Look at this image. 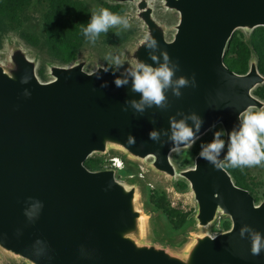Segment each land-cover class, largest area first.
I'll return each mask as SVG.
<instances>
[{"label":"water","instance_id":"water-1","mask_svg":"<svg viewBox=\"0 0 264 264\" xmlns=\"http://www.w3.org/2000/svg\"><path fill=\"white\" fill-rule=\"evenodd\" d=\"M87 2L95 8L94 0ZM106 2L130 5L125 17L142 28L121 57L124 66L132 67L137 58L153 63L142 46L150 33L179 64L176 75H194L196 86L182 88L179 98L169 90L166 110L122 111L126 100L139 95L130 91V82L116 87L119 72L90 76L103 67L99 64L85 72L92 54L70 65L55 64L5 38L0 54V264L6 258L22 264H264V251L252 255L250 240L239 235L249 225L264 236V201L256 205L224 168L198 157L201 150L193 167L180 170L170 157L190 147H174L163 136V145L149 139L153 129L169 130V116L178 111L203 119L197 133L202 138L218 126L231 131L249 106L264 108L252 94L264 84L255 56L245 74L224 63L236 31L249 37L264 28V0ZM159 11L167 16H157ZM39 64L47 69V82L38 79ZM24 77L28 82L22 84ZM105 81L107 87L101 88ZM129 135L135 144H128ZM110 155L188 184L197 233L180 251L146 240L147 215L139 206L137 182L117 180L112 168L90 171L85 165L89 157ZM30 197L43 204L32 222L24 215ZM219 218L229 219L230 228L213 236L208 230Z\"/></svg>","mask_w":264,"mask_h":264},{"label":"rangeland","instance_id":"rangeland-1","mask_svg":"<svg viewBox=\"0 0 264 264\" xmlns=\"http://www.w3.org/2000/svg\"><path fill=\"white\" fill-rule=\"evenodd\" d=\"M94 6L87 0H30L24 13L17 23L6 22L8 26L6 34H0V54L5 51L4 39L13 38L20 41L32 51L38 52L43 61H50L62 65H70L74 61H63L61 58L67 56L70 51L76 53V59L86 54H92L95 59L84 69L91 72L99 64L108 67L109 62L105 59L109 54L122 57L129 43L142 32L138 25L130 24L129 29L113 27L104 34L101 33L95 43L90 42L82 33V26H87L93 11L101 7L122 17L131 12L130 5H110L106 0H94ZM63 7V12L59 13ZM48 10L55 11V21L52 22L46 15ZM77 10L82 15V20H75L70 13ZM157 16H167L165 12H157ZM174 22L177 21L175 14L168 15ZM75 18V19H74ZM264 28L254 30L249 37L243 31L238 30L233 36L230 47L225 55V65L236 74H245L248 71L249 60L252 55L258 59V71L264 76ZM24 33L26 37L21 34ZM117 33H119L117 35ZM36 40L41 48L30 44L28 40ZM62 41V42H59ZM129 68V66H124ZM116 71L115 67H111ZM122 71V70H121ZM38 79L47 82V69L44 64H39L36 70ZM253 96L264 102V84L258 86ZM221 128L215 127L205 136L200 138L188 149L174 152L170 159L174 165L185 170L193 167L194 158L201 150V145L210 142L213 134ZM224 138V137H222ZM119 158L114 155L107 157L92 156L86 160V167L90 171L111 166V159ZM123 163L122 168L116 171V179L125 182H137L139 188V206L146 213L144 220L145 238L148 241L167 247L174 251H180L189 241L188 236L197 233L193 222L196 204L189 193L188 184L182 180L168 181L158 175L151 173L142 166ZM113 168V167H112ZM234 177L237 178L253 198L256 205L264 201V162L252 167H236ZM233 180V179H232ZM234 182V180H233ZM230 221L227 218H219L211 226L208 232L216 235L227 231ZM3 264H22L11 259H4Z\"/></svg>","mask_w":264,"mask_h":264},{"label":"clouds","instance_id":"clouds-1","mask_svg":"<svg viewBox=\"0 0 264 264\" xmlns=\"http://www.w3.org/2000/svg\"><path fill=\"white\" fill-rule=\"evenodd\" d=\"M113 27H122L126 30L131 25L126 17L101 7L98 11L92 12L87 26H82V33L90 42L95 43L101 33L106 34ZM142 46L147 50L152 64L137 58L132 67L125 68L124 61L119 55L109 54L105 57L109 66L89 74L100 79V71L108 73L114 66L116 71H112L113 75L115 76V72L120 73L113 81L116 87L128 86L130 82V91L139 95L138 100H126L122 111H127L130 107L140 115L153 107L160 110L168 109L169 90L174 97L179 98L182 96V88L196 86L194 75L191 78L176 75L179 64L170 58L167 51L159 48L157 40L150 33L144 37ZM27 82L26 77L21 79L22 84ZM105 87H107L106 81L101 84V88ZM24 95L28 96L30 93L25 90ZM238 121V125L227 133L223 129L214 132L213 139L201 145L198 157L218 169L226 166L252 167L264 162V108L256 109L254 106H249L239 112ZM151 122L155 123V120ZM203 123V119L195 112L185 114L178 111L175 115L169 116V130L153 129L149 132V139L163 145L165 143L161 139L163 136L167 137V141H170L174 147L184 145L191 147L200 138L197 133L200 132ZM225 136L227 140L222 138ZM127 141L129 145L135 144V138L132 135L128 136ZM225 147L227 151L223 159H220ZM26 203L28 206L24 210V215L29 222H32L38 217L43 204L31 197ZM239 235L242 239L247 236L250 240L252 255L258 256L261 251H264V236L259 231L249 225H243Z\"/></svg>","mask_w":264,"mask_h":264},{"label":"trees","instance_id":"trees-1","mask_svg":"<svg viewBox=\"0 0 264 264\" xmlns=\"http://www.w3.org/2000/svg\"><path fill=\"white\" fill-rule=\"evenodd\" d=\"M29 1L30 0H0V34H6L7 33L8 26L5 24L6 22H10V23H14V24L18 22V20L20 19V16L24 13L25 8L29 4ZM61 9H63V7H61L60 10ZM76 11L77 10H73V11L71 10L70 13L73 14V17L77 16ZM61 12H63V10H61L59 13H61ZM46 15H48V17H50V20L52 22H56L55 21V15L56 14H55L54 10H48ZM82 15L83 14H80V12H79L77 18L76 19L74 18V19L79 20V21L82 20L84 22L85 19H82ZM21 35L23 37H26L24 35V33H22ZM28 41L30 42V44H34L35 47H39L42 49L41 44H37L36 40L31 39ZM59 42H62V41H59ZM252 56H255V55H252ZM255 58H256V56H255ZM61 59L63 61H75L76 60V53L74 51H70V53L67 54V56L62 57ZM256 60H257V67L259 68L258 59L256 58ZM224 63H225V58H224ZM224 169L230 174V176L234 180V184L239 188H243V184L237 178L234 177L235 169L231 166H226V167H224Z\"/></svg>","mask_w":264,"mask_h":264},{"label":"bare ground","instance_id":"bare-ground-1","mask_svg":"<svg viewBox=\"0 0 264 264\" xmlns=\"http://www.w3.org/2000/svg\"><path fill=\"white\" fill-rule=\"evenodd\" d=\"M111 162L112 163L114 162L113 168L116 169V171L119 170L120 168H122V166H123V164L120 160H117V159L115 161L111 160ZM121 164H122V166H121Z\"/></svg>","mask_w":264,"mask_h":264},{"label":"built area","instance_id":"built-area-1","mask_svg":"<svg viewBox=\"0 0 264 264\" xmlns=\"http://www.w3.org/2000/svg\"><path fill=\"white\" fill-rule=\"evenodd\" d=\"M120 160L119 158H115V159H111L112 161H115V160ZM112 165L111 166H108L107 168H112L113 167V165H114V162L113 163H111ZM123 164V163H122ZM104 169H106V168H104ZM112 169H114V168H112ZM116 170V169H115Z\"/></svg>","mask_w":264,"mask_h":264}]
</instances>
